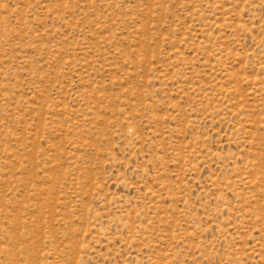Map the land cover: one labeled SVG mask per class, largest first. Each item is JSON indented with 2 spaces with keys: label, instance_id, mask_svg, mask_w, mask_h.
Masks as SVG:
<instances>
[{
  "label": "rangeland",
  "instance_id": "rangeland-1",
  "mask_svg": "<svg viewBox=\"0 0 264 264\" xmlns=\"http://www.w3.org/2000/svg\"><path fill=\"white\" fill-rule=\"evenodd\" d=\"M0 264H264V0H0Z\"/></svg>",
  "mask_w": 264,
  "mask_h": 264
}]
</instances>
